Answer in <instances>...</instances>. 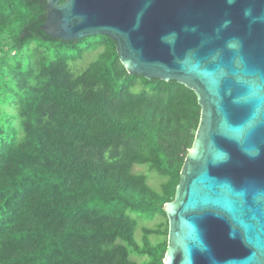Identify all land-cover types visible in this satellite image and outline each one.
<instances>
[{
	"label": "trees",
	"instance_id": "1",
	"mask_svg": "<svg viewBox=\"0 0 264 264\" xmlns=\"http://www.w3.org/2000/svg\"><path fill=\"white\" fill-rule=\"evenodd\" d=\"M47 5L0 0V264H164L168 221L141 226L140 242L136 231L167 218L198 96L130 74L109 36L52 38ZM86 51L97 59L76 73ZM135 166L164 179L162 190Z\"/></svg>",
	"mask_w": 264,
	"mask_h": 264
},
{
	"label": "water",
	"instance_id": "2",
	"mask_svg": "<svg viewBox=\"0 0 264 264\" xmlns=\"http://www.w3.org/2000/svg\"><path fill=\"white\" fill-rule=\"evenodd\" d=\"M43 30L106 35L130 74L177 81L202 108L164 264H264V0H48Z\"/></svg>",
	"mask_w": 264,
	"mask_h": 264
},
{
	"label": "rangeland",
	"instance_id": "3",
	"mask_svg": "<svg viewBox=\"0 0 264 264\" xmlns=\"http://www.w3.org/2000/svg\"><path fill=\"white\" fill-rule=\"evenodd\" d=\"M94 52L96 51H86L84 54H82L81 58L71 63V65H74L75 68H79L78 71H76V73L83 71L92 61L97 59L98 53H94ZM133 171L139 174H147L149 176V184L158 191L162 190L161 184L164 182V179L160 178L156 173H149L147 166H135ZM167 221L168 220L167 218L164 217V215H159V214L156 215L154 219L142 220L143 223L139 225L136 231L137 241L140 242L142 240L141 226L144 225L148 228L156 230L164 225V229H165L166 227L165 225L167 224ZM150 240L152 241L153 244H158L161 242L162 238L158 236V234H154L153 236H150ZM132 258L137 261L143 260V258H139L136 256H132Z\"/></svg>",
	"mask_w": 264,
	"mask_h": 264
}]
</instances>
